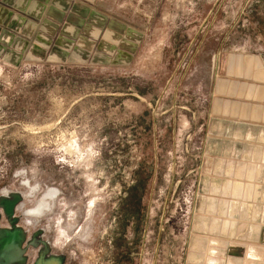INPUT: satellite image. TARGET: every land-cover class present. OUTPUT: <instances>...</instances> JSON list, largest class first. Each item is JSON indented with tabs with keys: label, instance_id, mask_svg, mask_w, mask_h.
<instances>
[{
	"label": "rangeland",
	"instance_id": "1",
	"mask_svg": "<svg viewBox=\"0 0 264 264\" xmlns=\"http://www.w3.org/2000/svg\"><path fill=\"white\" fill-rule=\"evenodd\" d=\"M94 11L42 43L0 36V264H243L231 232L251 215L230 159L207 178L234 140L208 101L225 53L264 58V0Z\"/></svg>",
	"mask_w": 264,
	"mask_h": 264
},
{
	"label": "crops",
	"instance_id": "2",
	"mask_svg": "<svg viewBox=\"0 0 264 264\" xmlns=\"http://www.w3.org/2000/svg\"><path fill=\"white\" fill-rule=\"evenodd\" d=\"M98 0H0V36L44 42L53 38L58 24L80 18L84 24L98 16ZM109 31L108 13H99ZM72 30V25H67ZM81 35V34H80ZM79 35V36H80ZM96 37V33L92 34ZM24 43V42H23ZM208 114L217 128L228 129L234 140L220 142L211 176L213 187L224 182L220 164L229 160V197L244 201L239 208L250 219H240L232 230L234 243L243 244V264H264V58L260 52L225 53L214 77ZM204 125V123H203ZM216 126V125H215ZM205 129H213L208 125ZM215 129V128H214ZM255 134V136H254ZM256 160V161H255ZM231 170V171H230ZM226 172V171H225ZM205 181V177L203 178ZM221 192V191H220ZM222 192H226L223 189ZM221 196V194H220ZM226 196L222 194L221 197ZM220 197V198H221Z\"/></svg>",
	"mask_w": 264,
	"mask_h": 264
}]
</instances>
